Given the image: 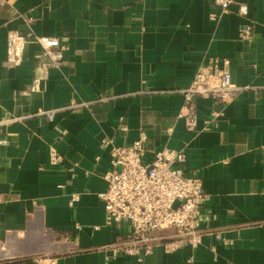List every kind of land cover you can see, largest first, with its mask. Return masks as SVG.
<instances>
[{"label":"crops","instance_id":"1","mask_svg":"<svg viewBox=\"0 0 264 264\" xmlns=\"http://www.w3.org/2000/svg\"><path fill=\"white\" fill-rule=\"evenodd\" d=\"M2 1L0 264H135L107 247L129 226L105 224L98 194L111 168L103 138L129 145L142 130L146 159L184 151V171L209 194L201 244L156 248L144 264H264V0L229 10L215 0ZM11 31L67 46L38 90L42 46L29 40L11 64ZM212 58L229 60L240 89L226 104L198 98L200 130L191 131L182 90ZM214 111L222 117L201 130ZM51 147L62 163H50Z\"/></svg>","mask_w":264,"mask_h":264},{"label":"built area","instance_id":"2","mask_svg":"<svg viewBox=\"0 0 264 264\" xmlns=\"http://www.w3.org/2000/svg\"><path fill=\"white\" fill-rule=\"evenodd\" d=\"M232 2L215 0L224 10H229ZM3 5L4 2L0 0V7ZM246 12L247 6L240 4L238 13ZM31 39L42 46L39 71L31 87L32 90H38L41 82L47 79L49 68L63 64V53L67 46L58 37L32 33L24 35L11 31L8 34V59L11 64L21 62L25 45ZM229 66L227 59L212 58L197 69L189 86L182 90L185 104L179 116L185 119L188 130H200L198 98L226 104L236 97L240 88L233 83ZM75 105L83 107L87 103ZM47 114L50 119L54 116V112ZM221 117V112L214 111L211 119L204 121L201 130L212 129L214 122ZM147 140L144 130L129 145H119L109 137L102 140V145L111 156V168L104 174L108 188L98 194L105 208V224L117 227L127 223L129 226L125 234L107 247L112 249L114 255L125 253L135 256V264H144L145 257L156 248H163L170 253L186 245L194 248L199 246L204 234L203 207L209 199L202 178L184 171L182 164L187 159L184 151L165 147L146 159ZM63 160V155L51 147L50 163L57 165ZM78 199L79 195L73 194L71 204ZM217 237L223 240L221 233Z\"/></svg>","mask_w":264,"mask_h":264}]
</instances>
